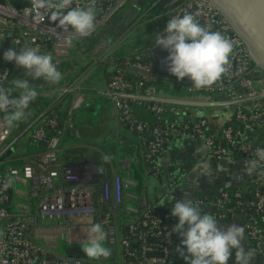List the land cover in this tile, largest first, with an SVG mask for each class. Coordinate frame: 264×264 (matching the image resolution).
I'll return each instance as SVG.
<instances>
[{"label":"built area","instance_id":"obj_1","mask_svg":"<svg viewBox=\"0 0 264 264\" xmlns=\"http://www.w3.org/2000/svg\"><path fill=\"white\" fill-rule=\"evenodd\" d=\"M164 1L146 2L140 11L143 15H138L129 26L133 27L130 32L147 14H150V21L164 22V28L172 16L193 14L202 26L220 32L233 44L227 71L213 85L198 89L187 78L178 81L170 77L171 74L163 73L158 64L161 59H167L168 53L156 46L144 50L146 60L143 59L144 51H141L124 57L121 64L115 63L113 53L130 33L128 29L113 41L94 46L88 57L84 55L88 44L109 25H117L119 16L135 0H73V6L95 7L96 27L86 37L64 31L46 14L41 20L43 9L37 0L0 2V84H10L11 79H32L24 69L3 60V52L11 46L17 51L31 47L50 53L63 76L58 84L42 78L38 94L50 99L43 111L34 114L29 107L27 118L11 129L0 123V149L4 146L0 150V264H169L175 239L173 235L168 237L171 229L167 222L176 220L171 215V195L164 200L166 211L163 216L154 217L144 201H139L137 211L124 206L126 185L118 167L107 170L102 166L87 178L61 182L63 167L59 162V147L72 130L74 110L84 101L77 92L101 64L110 63L113 67L102 94L112 103L116 122L126 124L131 131L141 132L145 125L132 116L129 101L135 100L125 96L167 97L162 90L155 88L161 79L190 93L189 100L216 103L225 110L222 118L216 117L220 125L214 128L210 124L213 117L204 113L191 125L156 123L151 128L152 137L144 156L147 160L157 158L165 138L171 136L199 139L214 163L224 159L250 160L255 158L257 148L264 147V72L254 65L244 42L209 1L177 0L170 7L157 11ZM102 50L106 51L105 55ZM126 73L135 80L132 82L126 78ZM69 96L67 115L55 131L57 117L47 113L53 104ZM163 105L152 103L148 109L160 117L164 114ZM18 125H21L19 131ZM47 128L54 130L50 137L46 135ZM24 133H29L35 143L45 142L46 150L26 156L19 152V157L13 159L22 162L17 167L8 164L12 161L10 158L1 161ZM14 135L16 137L10 141ZM120 164L121 168L128 170L133 159L121 158ZM153 171L158 172L155 167ZM13 194L17 196L16 200ZM209 205L217 220L240 217L248 238L255 248L262 249L264 235L256 223V216L264 215V165L257 168L243 189L233 193L220 191ZM131 212L136 214L134 217L138 221L126 229L125 237H121L119 217ZM93 223H101L105 228V244L111 250L112 259L91 260L80 249V245H86ZM151 238L161 239L162 243H148ZM58 240H65V252H58ZM72 246L74 249L70 248ZM152 253L159 256L148 255Z\"/></svg>","mask_w":264,"mask_h":264},{"label":"clouds","instance_id":"obj_2","mask_svg":"<svg viewBox=\"0 0 264 264\" xmlns=\"http://www.w3.org/2000/svg\"><path fill=\"white\" fill-rule=\"evenodd\" d=\"M37 3L43 9L41 20L46 14L64 31L86 37L95 30L97 13L94 5L73 6V0H37ZM155 46L167 51L170 74L178 81L189 79L198 89L209 87L222 77L233 52L230 40L218 31H209L191 13L172 16L163 33L155 35ZM2 58L24 69L26 75L34 80L43 78L51 84H58L63 78L53 56L38 48L25 47L17 51L11 46L3 52ZM37 96V88L30 87L23 78L11 79L10 84H0V123L11 129L26 119ZM261 165H264V147L256 149V156L246 162L245 171L252 175ZM172 198L175 202L171 215L177 218L178 223L168 232V237L175 233L180 238L176 252L183 257L185 264H230L233 253L234 264H251V252L244 246L246 235L243 226L231 224L226 230L222 229L215 215L205 212L187 195L180 201L174 196ZM165 204L161 200L158 205ZM106 239L107 232L102 224L93 223L87 243L82 248L88 259L110 257Z\"/></svg>","mask_w":264,"mask_h":264},{"label":"crops","instance_id":"obj_3","mask_svg":"<svg viewBox=\"0 0 264 264\" xmlns=\"http://www.w3.org/2000/svg\"><path fill=\"white\" fill-rule=\"evenodd\" d=\"M96 43L95 41L89 43L87 49L96 46ZM101 53L105 55L106 51L102 50ZM90 54L91 51L84 53L86 57ZM112 68L110 63L99 65L97 71L85 80L83 88L77 92L78 96H82L84 101L80 107L74 110L72 130L66 135L65 140L61 142L59 147L58 157L63 167L61 182L68 183L84 177L87 178L88 175L96 173L102 163L108 161L110 168L118 167L125 172L122 176L126 185L127 207L137 211L139 202L133 200L128 191L133 184L126 173L127 170L121 168L120 164L121 158L134 159L130 157L134 153L128 155L125 152L128 145L126 139L133 138L122 125L116 122L112 103L102 94ZM27 82L30 87L35 86L37 92L40 91L38 89L42 85V78L30 79ZM133 110L141 119L145 121L153 120L152 115L141 105L135 104ZM184 117L185 119L190 118L189 115H184ZM210 124L212 128L218 127L220 121L213 117ZM110 141L113 144L112 149L107 146ZM108 152H111V154ZM122 153L125 155L122 156ZM208 159L207 149L199 139L174 137L161 159V163L166 169V175L163 177V193L170 195L168 187L171 182H176L177 186L184 189V198L187 195L190 199L199 203L205 212L213 214L214 211L209 202L217 193L222 189H243L248 180L254 175H248L245 171V164L249 160L247 158L224 159L219 163H214L209 159L213 163L210 166L213 172L210 175L211 179L204 183L197 169L205 165ZM155 175H158V172ZM169 176L171 179H169ZM149 179L151 181L149 185L147 184L146 190L148 196H151L150 190H155L160 184L156 177H149ZM226 185L227 187H225ZM19 200L22 201V199ZM172 204H174V199ZM218 221L220 222L219 227L225 230L231 224L243 226L242 219L236 216ZM245 235L244 246L251 252V264H264V239L262 249L258 250L248 238L246 232ZM173 236L175 247L169 264H185L183 257L176 252V247L180 244V238L175 233ZM234 255L233 253L230 264H234Z\"/></svg>","mask_w":264,"mask_h":264},{"label":"trees","instance_id":"obj_4","mask_svg":"<svg viewBox=\"0 0 264 264\" xmlns=\"http://www.w3.org/2000/svg\"><path fill=\"white\" fill-rule=\"evenodd\" d=\"M129 8L123 14H121V16H119L118 22H120L121 18L129 10ZM143 17H146V16H143ZM136 18L134 19V21L136 20ZM115 27H116V25L112 26V28H109L108 30L103 32L106 35L103 40H105V41H108L111 39L113 40L114 38L120 36L122 34V32L128 28L127 27L125 30H123L121 33L118 34L115 32ZM154 44H155V40H154ZM148 47H149L148 44L144 47H138V48L134 47V48H130L129 50L126 49L125 47H118L117 49H115V51L113 53L114 62L121 64L124 57H126L128 55H134L138 52L144 51ZM143 55H144L143 59L146 60L147 56H146L145 51H144ZM170 77L175 78L174 76H170ZM126 78H128L132 82L135 80L133 76H131L130 74H127V73H126ZM155 88H156V90H162L163 93L165 94V96H167L169 98L186 99V100L191 99L190 93H187L185 90H182L180 88L172 86L165 79H161L160 81H157L155 84ZM70 99H71V96L66 97L63 101H60L57 104H53L47 113L48 116H56L57 117L58 125L54 129L55 131L61 126V123H62L64 117L67 115V111H68L69 106H70ZM49 103H50L49 98H46L43 95L38 94L36 100L32 102L30 107L33 109L34 114H38L41 111H43L46 108V106L49 105ZM135 104L141 105L143 108H145L147 110V112L152 115L153 120L152 121H145V120L141 119L140 117H138L137 114L135 113V111L133 110V106ZM150 104H152V103L142 102V101H129V106H130L131 111H132V116L134 118H136L137 120L142 121L145 125V129L143 131H141V132L131 131L126 124L121 123L120 125H122L131 134V137L133 138V139H126V141L128 142V145H127L126 150H125L126 154H128V155L134 153L133 156L132 155L130 156V157L134 158L133 164L126 171L129 179L131 180V182L133 184V186L128 189L129 195L136 202L144 201L146 203V205L149 207V211H150V214L152 216L162 217L166 211L165 206H159L158 204L161 200H165V198H167L166 197L167 195H165V193H163V190H162L163 186H164L163 185L164 182H162V184H160L157 188H155L154 193L151 196H148V192L146 190L145 183H146L147 179H149L150 174L152 172H154L153 167L157 168L159 176L164 177L166 175V169L164 168L163 163H161V159L163 158L164 153L166 152V149L168 148V145H170V143L172 142L174 137H172V136L166 137L165 138V144L163 145V147L161 149L160 155L157 158H152V159L147 160L144 156H145V153L147 152V146H148L149 142L151 141V137H152L151 128L154 127L156 125V123H160L162 125H164L166 123H176L178 125H186V124L191 125L193 122H195L199 118V115H203V110H202V108H190V107L165 105L164 104L163 105L165 108L164 114L162 116L158 117L157 115H155L154 113H152L148 109ZM184 115H189V116L194 115V117L193 118L187 117L185 119V121H181L179 119V117L184 116ZM210 119H212V118H210ZM20 129H21V125H18L17 131H19ZM54 130L51 128H47L46 129L47 137L52 136L54 134ZM15 137H16V135H14L10 139V141H13ZM15 143L16 144H15L14 148L11 149V150H13L12 154L8 157V159L10 158L12 160L10 162L11 165L13 164L12 166H20L22 164V162L19 160H13V159H16L19 157L18 156L19 152H23V155L26 156V155L39 153V152L46 150V147L43 146L42 143H35L30 138L29 133H24L22 136H20L19 139H16ZM107 146L110 149L113 148V144L111 143V141L107 144ZM25 149H27V151H25ZM108 153L111 154V152H108ZM123 155H125V154L122 153V156ZM119 172L121 175L123 173H125L124 171H121L120 169H119ZM0 175H2L1 172H0ZM236 190H238V189H236ZM236 190L222 189L221 191L233 193V191H236ZM124 194H125V189H124ZM12 196L17 197L15 194H13ZM126 200H127V195L125 194V202H124L125 207H127V201ZM156 205H158L159 208H157ZM134 216H136V214L131 212L128 215L124 214V215H121L119 217L118 224H119V234L121 237L126 236L125 231L131 224L137 223L138 219H135ZM122 220H123V224H121ZM176 223H177V218L173 222L172 221L167 222L170 229ZM256 223L259 227V230L264 235V215L256 216ZM105 246H106V244H105ZM174 247H175V243H174ZM133 249L137 250L136 248H133ZM110 257H111V259L113 258L112 255Z\"/></svg>","mask_w":264,"mask_h":264},{"label":"water","instance_id":"obj_5","mask_svg":"<svg viewBox=\"0 0 264 264\" xmlns=\"http://www.w3.org/2000/svg\"><path fill=\"white\" fill-rule=\"evenodd\" d=\"M151 0H135L129 10L123 15L120 22L115 27L116 33H121L125 30L139 15L141 9L146 2ZM177 0H165L158 8L157 11H161L170 7ZM209 1L222 17L231 26L232 30L246 45L251 59L256 67L264 72V0H207ZM2 2V0H0ZM159 70L165 74H170L167 59H161L158 64ZM135 101H142L148 103H160L165 105L183 106L190 108H210L219 106L216 103L198 102L186 99L175 98H152L144 96H125ZM181 121L185 120V117L180 118ZM45 142L42 145L45 146ZM4 147V146H3ZM2 147V148H3ZM1 148V149H2ZM0 149V150H1ZM13 150L1 158L3 161L12 154ZM150 177H156L159 184H162L163 177L155 175L154 172L150 174ZM169 179L171 177L169 176ZM227 187V185L225 186ZM169 191L171 196H174L177 201L184 199V189L176 185V182H171ZM175 202V201H174ZM177 242V240H176ZM148 243H162L161 239L151 238L148 239ZM149 256L158 257L159 254H148Z\"/></svg>","mask_w":264,"mask_h":264},{"label":"rangeland","instance_id":"obj_6","mask_svg":"<svg viewBox=\"0 0 264 264\" xmlns=\"http://www.w3.org/2000/svg\"><path fill=\"white\" fill-rule=\"evenodd\" d=\"M140 16L143 15L142 12H140L139 14ZM146 17L140 18L137 22V25H134V30H131V27H128V32H130L127 37L122 41V44H120L119 47H125L126 49H130V48H134V47H144L148 44V48H153L155 46L154 44V40H155V35L162 33L164 31V26L165 23L164 22H154V21H150L149 20V16L150 14L145 15ZM112 24L109 25L107 27V29H105L104 31L108 30L109 28H112ZM104 31H102L101 34H99L97 37H95V39L93 41L97 42V44H100L103 42L107 43V41L103 40L105 38V34L103 33ZM127 32V31H126ZM124 33V32H122ZM110 41V40H108ZM111 41H113L111 39ZM151 43V44H150ZM153 43V44H152ZM93 49V47L90 49H87L88 51H91ZM203 113L204 114H208L210 117H220L222 118L223 114L225 113V110L220 108V107H210V108H202ZM214 114V115H213ZM25 151H27V149H25ZM11 164V163H8ZM8 164H4V166H7ZM13 165V164H12ZM102 166L105 165V167L107 168V170H110V166L108 164V161H105V163L101 164ZM213 163L210 162V160H206V164L199 167L197 169V172L200 174V176L202 177V181L204 183H206L209 179H211L210 175L212 174L213 171H211L210 166H212ZM102 166H99L100 168H102ZM17 167V166H15ZM151 179H148L145 183V186H148L150 184ZM148 184V185H147ZM154 190H150V194H153ZM14 199H16V197L14 196ZM121 224H123V220L121 221ZM66 242L65 240H58V252H65L66 251V246H65ZM85 245H80V249H82ZM71 249H74V246L70 247Z\"/></svg>","mask_w":264,"mask_h":264}]
</instances>
